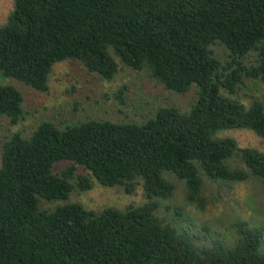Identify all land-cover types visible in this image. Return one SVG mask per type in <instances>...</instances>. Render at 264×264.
<instances>
[{
	"label": "trees",
	"instance_id": "obj_1",
	"mask_svg": "<svg viewBox=\"0 0 264 264\" xmlns=\"http://www.w3.org/2000/svg\"><path fill=\"white\" fill-rule=\"evenodd\" d=\"M13 2L0 28V78L47 92L54 66L77 60L108 82L126 67L195 96L188 109L162 106L143 122L43 121L29 136L11 134L1 149L0 264H264L262 229L235 221L230 237L198 246L155 214L156 200L176 190L165 174L202 211L205 178H254L264 192V153L220 136L248 130L264 139V102L242 95L249 83L264 84V0ZM5 119H26L24 96L0 84V125ZM60 162L70 164L56 171ZM95 183L128 195L142 187L147 203L45 207Z\"/></svg>",
	"mask_w": 264,
	"mask_h": 264
},
{
	"label": "rangeland",
	"instance_id": "obj_2",
	"mask_svg": "<svg viewBox=\"0 0 264 264\" xmlns=\"http://www.w3.org/2000/svg\"><path fill=\"white\" fill-rule=\"evenodd\" d=\"M13 8V0H0V28L7 22ZM0 84L13 85L23 94L26 112V119L17 126L11 125L6 119L0 125V166L5 140L18 131L29 136L43 121L57 125L62 121L91 119L143 122L162 106L188 109L195 96L194 92L178 95L167 91L150 79L147 73L126 67H122L115 79L108 82L87 72L77 60H68L54 66L47 92L36 91L13 78L1 77ZM242 93L256 96L264 102V84L249 83ZM118 95L124 99V104L120 103ZM243 99L245 101V96ZM220 136L234 138L241 149L252 148L264 153V139L252 131L231 130ZM69 164L60 162L55 170L61 171ZM233 164L244 167L239 160H234ZM78 172L87 173L83 168ZM165 178L175 185L176 190L171 198L156 200L158 208L155 214L171 226L189 233L198 246L213 243L212 237H230L232 230L229 225L235 221L246 222L251 228L262 229L264 232V192L258 180L250 178L242 183L225 184L205 178L206 204L202 211L186 201V187L181 180L170 174H165ZM67 202L101 212L108 208L124 211L130 205L137 207L146 204L147 199L142 187H138L135 194L128 195L122 187H104L95 183L92 190H75L67 201L45 204V207Z\"/></svg>",
	"mask_w": 264,
	"mask_h": 264
}]
</instances>
